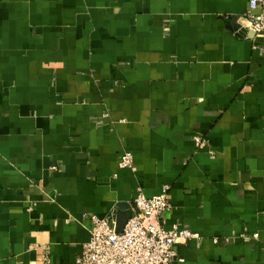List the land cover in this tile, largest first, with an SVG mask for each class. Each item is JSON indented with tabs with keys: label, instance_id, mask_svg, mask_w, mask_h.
<instances>
[{
	"label": "crops",
	"instance_id": "0c3cea01",
	"mask_svg": "<svg viewBox=\"0 0 264 264\" xmlns=\"http://www.w3.org/2000/svg\"><path fill=\"white\" fill-rule=\"evenodd\" d=\"M248 8L0 0V264H78L93 215L123 228L137 189L163 185V225L198 234L171 264H264V35L236 32Z\"/></svg>",
	"mask_w": 264,
	"mask_h": 264
},
{
	"label": "built area",
	"instance_id": "2783aa9c",
	"mask_svg": "<svg viewBox=\"0 0 264 264\" xmlns=\"http://www.w3.org/2000/svg\"><path fill=\"white\" fill-rule=\"evenodd\" d=\"M239 21L246 36L264 35V0H249V8ZM242 34V33H241ZM256 47V46H255ZM195 140L203 144L200 137ZM120 168L136 170L134 155L126 151L119 160ZM172 207L170 185L160 193L146 196L141 188L133 201V214L121 230L112 215L91 217L90 237L84 244L78 264H171L177 258L176 246L198 234L188 228L163 225V215ZM180 261L183 258H179Z\"/></svg>",
	"mask_w": 264,
	"mask_h": 264
},
{
	"label": "water",
	"instance_id": "95a60500",
	"mask_svg": "<svg viewBox=\"0 0 264 264\" xmlns=\"http://www.w3.org/2000/svg\"><path fill=\"white\" fill-rule=\"evenodd\" d=\"M235 27H237V29H238V28L240 27V25H239V24H237ZM244 31H245V30H244V29H242V30H241V33L243 34V33H244ZM121 229H122V228H120L119 230H121Z\"/></svg>",
	"mask_w": 264,
	"mask_h": 264
}]
</instances>
